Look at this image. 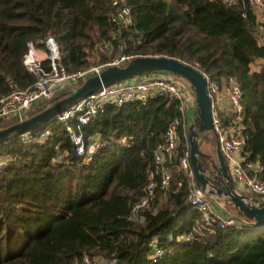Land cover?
I'll use <instances>...</instances> for the list:
<instances>
[{
    "label": "trees",
    "instance_id": "16d2710c",
    "mask_svg": "<svg viewBox=\"0 0 264 264\" xmlns=\"http://www.w3.org/2000/svg\"><path fill=\"white\" fill-rule=\"evenodd\" d=\"M126 1L132 10L127 28L111 19L112 0H0V96L33 84L23 55L28 41L46 34L70 71L88 66L90 49L100 42L119 53L176 57L211 77L229 74L239 81L245 149L264 164V45L256 44L254 13L220 0ZM256 58H262L260 68L251 70ZM180 115L178 100L164 95L107 105L80 127L86 142L98 136L101 144L88 163L62 121L46 122L48 142L27 143L18 135L0 142L6 159L0 264H82L84 254L96 253L118 264H264V225L238 213L234 224L209 231L186 199L181 171H174L165 194L142 211V219L129 218L149 173L160 178L154 151ZM12 121L0 120V126ZM69 123L74 126L75 119ZM178 130L180 156L187 139L182 126ZM123 135L132 136L127 145L118 142ZM259 175L264 178L263 171ZM185 232L192 237L176 240ZM153 239L165 250L155 262L149 258Z\"/></svg>",
    "mask_w": 264,
    "mask_h": 264
},
{
    "label": "built area",
    "instance_id": "2783aa9c",
    "mask_svg": "<svg viewBox=\"0 0 264 264\" xmlns=\"http://www.w3.org/2000/svg\"><path fill=\"white\" fill-rule=\"evenodd\" d=\"M227 5L240 3L245 9L249 8L255 16L258 26L256 44L264 45V0H220ZM114 11L111 19L118 24L129 27L132 21L131 6L126 0H112ZM133 53H120L107 61L89 64L78 70L70 71L60 62L59 46L51 34L43 38L27 42V50L23 55V63L35 75V81L27 88L12 87L11 91L0 96V120H17L27 115L30 110L42 101L50 100L58 92H63L79 84L89 75L98 73L111 64H122L134 57ZM205 77L206 90L211 100L213 131L216 134L219 148L225 158L228 171L236 189L248 197H264V178L259 172L264 171V164L252 160L249 151L245 149L246 126L243 122V97L239 81L229 74L211 77L201 71ZM157 95H164L178 100L180 116L174 118L163 134L162 141L154 151V162L160 166V178L156 180L154 173H149V179L143 187L141 195L129 209V218L142 219V211L151 206L158 196L161 198L170 186L174 171L183 172L187 178L188 203L201 213L202 225L212 231L215 225L224 227L235 223L233 216H224L214 205L212 196L197 186L189 159V141L187 138L188 107L196 105L195 97L189 83L169 71H152L132 76L91 92L78 99L73 104L56 113L50 120L66 123V129L76 146V153L90 162L98 150V136L84 140L80 131L82 124L87 123L93 116L99 114L107 105L120 106L125 102L146 100ZM223 116H229L224 121ZM74 118L75 125L69 121ZM179 126L187 142L182 154L177 156L180 145ZM50 126L46 123L34 129L20 133L21 139L27 143L48 142L51 134ZM132 136L123 135L119 138L120 145H127ZM174 160L176 164L173 165ZM213 159H208V172L214 170ZM6 165V159L0 156V173ZM180 184V181H178ZM197 227H194L196 230ZM192 237V232L177 236L176 240L184 241ZM149 254L151 262H155L164 253V248L152 241ZM82 264H118L115 259L106 258L103 254H84ZM77 264V263H73Z\"/></svg>",
    "mask_w": 264,
    "mask_h": 264
},
{
    "label": "water",
    "instance_id": "95a60500",
    "mask_svg": "<svg viewBox=\"0 0 264 264\" xmlns=\"http://www.w3.org/2000/svg\"><path fill=\"white\" fill-rule=\"evenodd\" d=\"M169 71L185 79L191 86L195 101L196 114L187 126L189 141V159L194 179L202 190H205L215 200H226L234 207L237 214L249 218L256 226L264 225V197H248L239 192L228 171L225 158L219 148V143L213 131L211 100L206 90L203 73L194 65L179 58L167 55H135L122 64H111L98 73L89 75L79 84L64 91L47 102L35 112L28 113L20 119L0 126V142L17 136L27 129H34L49 121L56 113L73 104L83 96L100 89L103 86L128 79L132 76L152 71ZM212 131L215 136L214 170L208 172L203 164V157H208L200 147V140L206 132ZM234 219H239L237 215Z\"/></svg>",
    "mask_w": 264,
    "mask_h": 264
},
{
    "label": "rangeland",
    "instance_id": "374dc122",
    "mask_svg": "<svg viewBox=\"0 0 264 264\" xmlns=\"http://www.w3.org/2000/svg\"><path fill=\"white\" fill-rule=\"evenodd\" d=\"M114 52L115 51H113V48H111V46L109 44H104L102 42L97 43L89 51V55H88L89 64H96V63L104 62V61L100 60V55L101 54H105L106 56H109V59H112L115 56H117L118 54H120L119 53L120 51H117L115 53ZM254 65H257V63L254 62ZM190 88H191V86H190ZM61 93L62 92H58L50 100H45V101H42V102H45V104H46L47 102L51 101L52 99L58 97ZM40 108H41V106H39V104L38 105H35L30 110L29 113L35 112V111H37ZM190 118H191L190 120H192V117L191 116H190ZM190 120H189V122H191ZM4 121L7 122V121H10V120H4ZM215 144H216V140H215L214 133L212 131L206 132L205 135L200 140V147H201V149L205 153L211 154L212 156H215ZM202 159H203V164H204L205 168H208V159H207V157L204 156Z\"/></svg>",
    "mask_w": 264,
    "mask_h": 264
},
{
    "label": "crops",
    "instance_id": "0c3cea01",
    "mask_svg": "<svg viewBox=\"0 0 264 264\" xmlns=\"http://www.w3.org/2000/svg\"><path fill=\"white\" fill-rule=\"evenodd\" d=\"M254 62L257 63V65H254ZM262 62V58H256L254 59V61H252L250 63V69L251 70H258L260 68ZM196 114V105H191L188 107V120H190V116L192 117V120L194 118ZM190 120V121H192ZM211 154H209V156L207 157V159H213L215 162L216 161V156H212ZM264 172V171H263ZM261 172H259L260 174ZM213 202L215 207L224 215V216H234L237 215L236 210L234 209V207L232 205H230L226 200H221V201H217L215 200V198H213Z\"/></svg>",
    "mask_w": 264,
    "mask_h": 264
}]
</instances>
